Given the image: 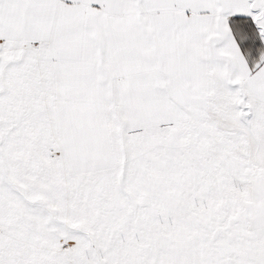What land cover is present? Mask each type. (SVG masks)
I'll return each instance as SVG.
<instances>
[{
  "label": "snow or ice",
  "instance_id": "6c2138e0",
  "mask_svg": "<svg viewBox=\"0 0 264 264\" xmlns=\"http://www.w3.org/2000/svg\"><path fill=\"white\" fill-rule=\"evenodd\" d=\"M0 264H264V0H0Z\"/></svg>",
  "mask_w": 264,
  "mask_h": 264
}]
</instances>
